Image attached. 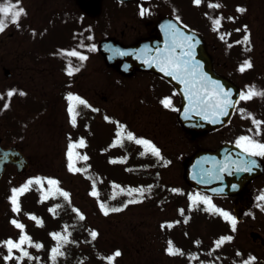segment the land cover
I'll return each mask as SVG.
<instances>
[{"label":"rangeland","instance_id":"374dc122","mask_svg":"<svg viewBox=\"0 0 264 264\" xmlns=\"http://www.w3.org/2000/svg\"><path fill=\"white\" fill-rule=\"evenodd\" d=\"M75 1L77 2V0H11L12 3H18L26 13L22 18L27 19L24 23L29 28H22L17 32L20 36H13V23L9 17L5 30L0 32V140L5 146H18L30 163L25 174H18L15 168L9 167L0 183V264H24L25 260L21 259L24 257L22 252L15 249L12 252L13 258L5 259L9 252L3 242L8 238H15L13 235L19 233L21 236L28 233L27 236L33 245H42L37 248L24 244L23 250L28 253L45 252L50 258L52 249H62L63 257L68 258L61 264L76 262L105 264L108 261L110 264H156L158 261H154L155 259L160 260L158 264H184V258L180 256L183 248L190 249L194 246L191 237L200 244L203 241L210 244L213 234L221 232L219 224H214L208 219L192 220L190 226L177 224L180 218L185 216L184 213L178 214L179 205L187 206L188 211L189 207L187 201L182 202L178 199L175 201L173 195L182 197L183 200L198 197L190 191H182L184 189L182 162L197 144L182 131L175 110L160 105L159 96L154 95L153 90L150 92L151 81L142 75L130 80L125 78L122 81L114 71L111 75L105 72L99 56L87 58L84 63L80 60V65L66 66L57 64L53 58L47 61L45 52L33 51L32 45H35V42L30 31L44 29L42 23L48 16H54L64 22L68 20L70 23L61 26L59 30V33L63 34L60 44H67L73 37L79 35V26L77 25L79 29L73 28V24H76V15L72 14ZM170 1L180 7L185 5L184 0ZM7 3L9 0H0V4ZM78 5L76 11L85 15L84 9ZM190 13L194 22H203L202 10L191 9ZM87 19L89 16L85 18L83 24ZM79 23L82 21L79 20ZM120 30L125 32L124 28H120L119 35ZM56 32L58 33V30ZM129 33L136 35L139 32L136 29L131 31L128 29L125 36L128 37ZM120 36L123 38V34ZM98 37L99 39L101 37L99 32L96 39ZM36 43L37 46L41 44L37 41ZM256 52L255 48L254 53ZM56 64L61 67L57 68ZM54 67L56 71H53ZM69 67L74 73L78 68L77 72L81 74L82 79L76 85L72 79L69 83L64 82L63 78L68 76L64 71H68ZM6 68L11 72L10 77L4 75ZM61 79L63 80L59 81ZM257 83L258 88L264 91V84L260 81ZM159 90L164 89L159 86ZM9 91H15L16 94L9 97L7 95ZM67 91L74 94L76 91L82 97L88 98L93 106L100 107L98 117L89 124H81L78 133L74 132V125L72 126L70 122L71 116L64 112L66 99L63 94ZM20 92L25 95H19ZM78 110L76 107L75 112ZM105 110L109 112L114 122L125 124L124 127L133 137L149 142L153 139L162 148L161 155L156 159L157 164L152 166V174L157 177L159 185L144 187L141 184L146 182H141L140 172L149 169V167L146 169L144 158L134 160L137 155L131 153L132 159L127 163L124 157H114L122 152L121 146L124 144L113 147L116 150L107 152L111 156H106L104 150L112 147L116 129L124 130V127L122 124L115 126L114 122L111 126L112 122L101 118ZM86 114L84 111L82 123H86ZM87 125L89 127L86 129ZM239 127L238 124L233 125L231 138L234 140H238L239 134L242 133ZM85 130L87 131L84 132ZM81 132L88 142L83 139ZM72 136L78 146L81 140L84 141L86 155L82 151L74 154L76 147H71ZM218 136L220 133L212 137H202L197 142L203 146L210 145L212 141L218 142ZM119 140L130 144L126 135H122ZM132 143L130 149L133 152L138 148L141 151L135 139ZM69 151L73 153L71 161ZM81 154L84 155L83 158ZM129 165L131 170L140 165L141 168L137 170L139 176L130 172ZM37 178H40V183L35 185L34 181ZM30 180L33 181L32 184H28ZM49 180L58 183L50 185ZM26 184L27 189L17 196L19 211H13L12 190L23 188ZM140 185L143 186L142 191H139L140 194L134 199L124 200L126 198L121 196L114 201L110 200L113 187L122 186L130 190L137 189ZM178 190L179 192L174 194V191ZM55 192H66L69 195L67 199L62 194H59L60 197L49 196ZM103 200L110 208V214L104 215L101 212L100 202ZM231 202L232 200L218 201L226 208L231 207ZM113 208L122 210L111 211ZM81 215L84 219H80ZM195 216L202 215L197 213ZM249 216L248 220L235 227L234 233L230 234L232 239L226 242L227 247L257 246L252 241L250 233L256 231L263 234L264 211L255 206ZM13 220L22 224L23 229L17 228L12 223ZM92 232L97 233L95 239L92 238ZM54 234H59L65 239H54ZM13 241L19 242L14 239ZM170 245L179 253L170 255L166 251ZM138 247L143 248V252L137 253ZM117 251L123 253L117 257L114 255ZM75 252H80L77 254L79 260ZM100 254L104 256L102 261ZM42 257L44 259V256ZM41 261L38 264L50 263L48 259ZM30 264L36 263L31 261Z\"/></svg>","mask_w":264,"mask_h":264},{"label":"flooded vegetation","instance_id":"af4514ba","mask_svg":"<svg viewBox=\"0 0 264 264\" xmlns=\"http://www.w3.org/2000/svg\"><path fill=\"white\" fill-rule=\"evenodd\" d=\"M84 4L92 2L91 6L93 12H96V16L92 15L93 23L97 24L98 16L101 15L100 21L112 20L113 25H129L138 30L139 33H144L149 29L151 15H154L157 10L162 8L163 0H153L150 2H139L131 4H118L117 0H81ZM194 0H185V4L188 12V21L191 29H197L205 36V41L208 50L211 51L214 59L215 70L220 74H223L230 78L240 76L247 79H254V77L264 76V0H214L219 5L218 19L219 25L212 26V33L209 31L208 24L209 18V2L203 0V22L202 25L196 24L192 20L190 13L194 8ZM167 7L174 8L177 5L167 4ZM238 9H244L240 12ZM144 12L141 15V12ZM145 10L148 12L146 13ZM206 20L207 22H204ZM149 33H155V26L150 29ZM247 37V39H245ZM229 44H233L243 51L242 53L233 54L230 53ZM255 48L257 52L254 53ZM230 57L232 64L221 63L220 59L224 57ZM237 62H240L238 65ZM245 62H250L251 67L245 68L244 71H240L242 65ZM168 85V84H167ZM171 87L170 85H168ZM238 103L233 117L226 127L220 131L218 142L210 144L211 147H220L224 143H234L237 145V141L241 136H247L257 143H264V123L257 125L254 121L264 122V100L252 99L248 104ZM238 124L242 131L239 134L238 140L232 139L233 125ZM243 150L244 148L241 147ZM233 155L237 154V151H227ZM247 152V151H246ZM264 162V156H256ZM258 167V164L255 162ZM255 170V169H254ZM253 201H264V172L254 178L248 185ZM236 201L235 198H231ZM264 232V231H263ZM252 240L260 243V246H233L231 249L237 250L234 252V257L231 255H222L216 252L200 251L198 252V258L204 259L212 257L210 264H245L251 257L255 260L253 264H259L264 259V234L252 235ZM217 247H215L216 249ZM244 249V250H243ZM241 250V251H238ZM243 250V251H242ZM237 258H242L244 261H236Z\"/></svg>","mask_w":264,"mask_h":264},{"label":"snow or ice","instance_id":"6c2138e0","mask_svg":"<svg viewBox=\"0 0 264 264\" xmlns=\"http://www.w3.org/2000/svg\"><path fill=\"white\" fill-rule=\"evenodd\" d=\"M194 2L197 5H199L201 3V0H194ZM212 6L219 7V5H212ZM238 11L243 12L245 10L238 9ZM143 14L144 12L142 10L141 15ZM23 15H26V13L24 12L22 8L19 7L18 3H12L11 0H9V3L7 4H0V17H3V19H0V32H3L5 30L7 26L6 21L9 17H11L12 23H15L18 25L19 19ZM214 23L219 25L220 20L216 19ZM168 27L171 28L172 26L169 25ZM173 35L175 37V33ZM245 39H247V37ZM184 41L187 42L188 37H184ZM176 47H180L184 49L180 55L174 54ZM193 47L194 45L188 44V47L185 48L183 43H179L175 41V38H174L172 51H169L166 55H161L159 59L157 60V65L160 68V71L164 72L165 75L173 77L174 79L178 80L180 83L185 85L186 95L188 96V99L193 103L194 108L203 110L202 114H204V112H207L208 110H211L212 113L214 114L217 110H219V113L221 115H224L226 114V109L228 107L234 106V102L230 103L227 99L231 95V93L223 91L222 85H220L219 82L213 81L207 75H204L198 72L200 65H199V62H196L194 60V53L192 51ZM67 55L78 56L79 54L75 51H72V52L67 53ZM79 59L83 61V60H86L87 57L79 56ZM250 67H251V63L245 62V64L241 67L240 71H244L245 68H250ZM78 70L79 69L77 68L76 71ZM72 73H73V69L69 67L68 75H72ZM14 94L16 93L13 91H9L7 93L9 97H11ZM19 95L23 96L25 95V93L20 92ZM253 96L264 97V91H256L254 87L249 88L247 93H243V92L240 93L239 99L248 100V99H251ZM67 98L70 101H76L80 105L89 107L87 102L78 96L70 95ZM163 103L165 107H169L171 105L170 100H165L163 101ZM74 107L75 106H72L69 108V112L72 116L71 122L73 125H75L76 123V112L74 110ZM254 123L259 125L260 123H264V122L254 121ZM127 138L129 140L135 139V142L137 144L143 145L146 149L150 150L153 155L159 157L160 155L159 149L156 148L153 144H151V142L147 140L136 139L135 137H133L131 133H128ZM79 144L80 146H83L84 141L81 140ZM71 147L75 148L77 147V145L73 144ZM237 147H243L244 150L247 151L250 156H264V143H257L247 136H241L239 138V140L237 141ZM68 156H69V160L71 161L73 153L69 151ZM84 159H87V157H84ZM254 166H256L255 161L246 160L242 162V167L238 170L246 171V170H250V168ZM69 167H70V170H72L71 164L69 165ZM75 171H80V169H75ZM32 183L33 181L31 180L28 181V184H32ZM35 183L39 184L40 181L36 180ZM48 183L50 185H55L58 182L55 180H49ZM28 184H26L23 188L12 190L13 196H12L11 202L14 205L13 211H16V212L19 211V204H18L17 196L23 193L27 189ZM61 194L65 197V199L68 198V195H69L68 193L62 192ZM205 202L209 204L211 203L210 200H208L207 198H205ZM100 207L104 209V214L107 215L108 210L106 209L105 205L101 204ZM121 210L122 209H119V208L111 209V211H121ZM216 211H218L220 215H222L223 217H225L231 222L232 229L233 231H235V226H236L235 218L231 217L227 212H223L220 210H216ZM31 218L34 220L36 219V217H31ZM80 219H84L83 215L80 216ZM12 223L17 228L23 229L24 227L22 224L17 223V221L15 220H13ZM38 223L40 222L38 221ZM91 235H92V238L95 239L97 233L92 232ZM54 239L64 240L65 237L59 234H54ZM231 239L232 237L221 238V240L217 242V246H219L220 244H223L225 240L230 241ZM3 244L4 246L7 247L8 252H9V256L5 257L6 260L13 258L12 252L14 249L22 252L23 256H29V253L23 250L22 246L24 244H28L29 246H34L37 248L42 247V245H39V244L33 245L30 237H28L27 235L22 236L19 242H14L13 240L9 239L8 241L3 242ZM168 252L170 255H176L178 250H173L172 247H169ZM61 254L62 253L60 252L59 248H54L52 250L53 260H55V257L57 255H61ZM120 254L121 253L117 251L114 255L118 257L120 256ZM29 258L31 259L32 257L29 256ZM254 260L255 258L251 257L248 261H245V264H253Z\"/></svg>","mask_w":264,"mask_h":264},{"label":"water","instance_id":"95a60500","mask_svg":"<svg viewBox=\"0 0 264 264\" xmlns=\"http://www.w3.org/2000/svg\"><path fill=\"white\" fill-rule=\"evenodd\" d=\"M175 33V37L174 34ZM171 36L177 39V42L180 43L179 39L182 38V42L184 45L189 44V42L184 41V37H191L188 33L185 35L184 32L180 31L179 28L174 32ZM171 36L168 38L170 39ZM166 34L164 35V38H166ZM166 38V39H168ZM153 44V43H152ZM196 49V53L199 55L206 54L205 46H200L198 43ZM176 49V48H175ZM100 50L105 55L106 62L108 65L113 66L117 68L118 70H121L123 72L127 71H133L136 69H150L153 66L152 61L147 58V60L141 59L140 61H137L136 59L140 58V56H143V54H152L153 51H148L144 45V42L139 43L132 47H122L121 45L114 44L113 42L109 41H103L100 44ZM200 57V56H199ZM154 70V68H152ZM7 74L9 75V72L7 71ZM179 88L182 90V97L184 100V103L188 102V96L186 95V91L184 92L185 87L182 83H180L177 80ZM179 121L183 129L187 132H190L194 135H200L204 134L214 127L211 126H204V125H195L193 123V120L189 118H185L182 116H179ZM192 160L193 159H187L185 161V168L186 170L189 169L190 166H192ZM16 164L19 167L20 171H24L27 168V163L23 162L22 156L15 150V149H9L4 150L0 146V177L4 172V169L7 164ZM22 164V165H20ZM187 177V174H186Z\"/></svg>","mask_w":264,"mask_h":264}]
</instances>
